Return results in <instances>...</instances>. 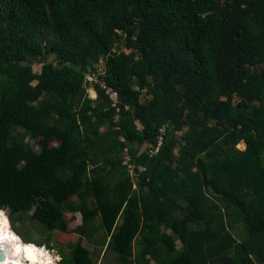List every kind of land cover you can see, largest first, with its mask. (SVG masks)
<instances>
[{"label":"trees","instance_id":"16d2710c","mask_svg":"<svg viewBox=\"0 0 264 264\" xmlns=\"http://www.w3.org/2000/svg\"><path fill=\"white\" fill-rule=\"evenodd\" d=\"M66 213L117 264H264V0H0V252Z\"/></svg>","mask_w":264,"mask_h":264},{"label":"rangeland","instance_id":"374dc122","mask_svg":"<svg viewBox=\"0 0 264 264\" xmlns=\"http://www.w3.org/2000/svg\"><path fill=\"white\" fill-rule=\"evenodd\" d=\"M123 49L129 54L132 52L125 46H123ZM45 62H53L55 64L58 63L56 61L55 56H49L46 57L45 59H39L38 61H34L29 66L32 68L34 72L41 73ZM103 67L104 64L102 63L101 69H103ZM89 93L92 98H97V92L94 88H91L89 90ZM179 135L181 136L182 133L180 132ZM27 140L31 142L39 152H41L42 148L40 147L38 140L37 141L31 140L30 138H28ZM238 147L241 150L246 149V145L243 142ZM73 201L79 203V200L77 198L73 199ZM6 213L9 215L10 221L12 223V214L9 211H6ZM65 217L69 224L68 226L71 234L65 235L58 232L49 233L45 226H43L40 223L31 221L30 219H28L25 223L20 224L18 227H20L21 233L24 234L27 238H29L32 242H34L35 245L43 244L45 246L43 247V249L47 250L48 252L47 257H50V259L54 261V264H60L61 252L69 253L70 250L74 248L78 243H81V245L84 248H86L92 253L93 259L96 264H117V255L111 250H106V248L99 247L97 244V241L102 240L104 238V232L102 229L99 228L100 226L99 220L95 222L96 226L98 227V231L94 233L92 237V241H90L87 237H84V235L81 236L78 234V230L83 226V218L80 214L66 213ZM175 239H176L177 248H180L181 247L180 242L178 241L177 238ZM1 254L2 253H0V261H10L19 264H29L23 259L17 260L11 256L6 257L4 254H2L1 256ZM2 257L4 260H1Z\"/></svg>","mask_w":264,"mask_h":264},{"label":"bare ground","instance_id":"6f19581e","mask_svg":"<svg viewBox=\"0 0 264 264\" xmlns=\"http://www.w3.org/2000/svg\"><path fill=\"white\" fill-rule=\"evenodd\" d=\"M48 252L35 244H25L22 246V258L29 264H49L52 259L47 257ZM0 264H19L16 262L3 261Z\"/></svg>","mask_w":264,"mask_h":264},{"label":"built area","instance_id":"2783aa9c","mask_svg":"<svg viewBox=\"0 0 264 264\" xmlns=\"http://www.w3.org/2000/svg\"><path fill=\"white\" fill-rule=\"evenodd\" d=\"M89 79H90L91 82H94V83H95V82H97V83L100 82L96 76H91V75H89ZM102 84H103L104 88L107 89L108 94H110L112 100L114 101V103H115L114 106H117V105H118L119 98H120V94H119V92L116 91V90L113 89V88H108V87L105 85V83H102ZM162 132L164 133V130H162ZM162 143H163V137H161V141H160V144H159L158 148L155 149V150H152V151H151V154H152V155L159 153V151H160V149H161V146H162ZM129 159H130V158H129Z\"/></svg>","mask_w":264,"mask_h":264},{"label":"water","instance_id":"95a60500","mask_svg":"<svg viewBox=\"0 0 264 264\" xmlns=\"http://www.w3.org/2000/svg\"><path fill=\"white\" fill-rule=\"evenodd\" d=\"M1 246H2V245H1ZM1 246H0V247H1ZM2 249H3V248L1 247L0 250H2ZM46 252H47V250H46ZM1 256H2V254H1ZM1 260H4L3 257L1 258Z\"/></svg>","mask_w":264,"mask_h":264},{"label":"flooded vegetation","instance_id":"af4514ba","mask_svg":"<svg viewBox=\"0 0 264 264\" xmlns=\"http://www.w3.org/2000/svg\"><path fill=\"white\" fill-rule=\"evenodd\" d=\"M22 249V248H21ZM1 253V252H0ZM3 254V253H2ZM21 257H22V253H21ZM50 258V257H49ZM23 259V258H22ZM0 262H3V261H0Z\"/></svg>","mask_w":264,"mask_h":264},{"label":"clouds","instance_id":"9594fccd","mask_svg":"<svg viewBox=\"0 0 264 264\" xmlns=\"http://www.w3.org/2000/svg\"><path fill=\"white\" fill-rule=\"evenodd\" d=\"M98 96V95H97Z\"/></svg>","mask_w":264,"mask_h":264}]
</instances>
